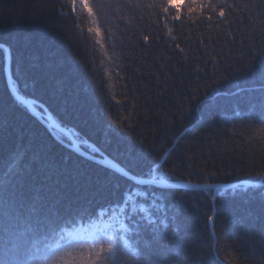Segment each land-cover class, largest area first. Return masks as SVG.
Returning <instances> with one entry per match:
<instances>
[{
    "label": "trees",
    "instance_id": "1",
    "mask_svg": "<svg viewBox=\"0 0 264 264\" xmlns=\"http://www.w3.org/2000/svg\"><path fill=\"white\" fill-rule=\"evenodd\" d=\"M174 1L181 2L179 21L158 18V9L146 7L153 0H100L103 7L91 0L104 30L101 47L87 31L86 14L73 13L66 0H0V42L12 45L13 87L32 102L26 107L11 95L0 50V156L27 149L20 191L29 201L38 198L41 216L60 218L55 231L41 228L31 236L20 257L27 264H52L54 256L74 249L87 252L94 243L59 239V230L120 207L134 190L165 206L154 221L130 222L127 238L134 251L137 231L144 236L163 220L170 227L160 225L154 247L165 249L161 259L169 264H207L213 234L229 246L233 264H264V186L212 190L216 200L202 190L139 187L81 157L31 111L45 122L43 107L82 151L138 179L264 183L256 175L264 171L262 125L249 118L260 83L244 67L264 58V0H204L192 12L186 0ZM138 153L143 160L135 159Z\"/></svg>",
    "mask_w": 264,
    "mask_h": 264
},
{
    "label": "snow or ice",
    "instance_id": "2",
    "mask_svg": "<svg viewBox=\"0 0 264 264\" xmlns=\"http://www.w3.org/2000/svg\"><path fill=\"white\" fill-rule=\"evenodd\" d=\"M97 3L100 7H103L100 0H97ZM186 3L187 11L192 12L196 7L202 6L204 0H186ZM66 4L71 6L73 13L79 11L82 14H86L90 22V26L87 28L88 33L94 34L96 37L95 43L103 47L102 37L104 36V30L101 26L99 12L94 10L91 0H66ZM172 4L173 0H153V3L146 5V7L158 9V18L165 20L170 18L172 21H179L181 20L180 9L177 8L175 12H172ZM229 8H231V5H229ZM208 10L215 11L211 4H208ZM219 16H225L224 7L219 8ZM210 19L211 17H209ZM164 26L169 33L172 32V28H168L167 23ZM146 39L147 37H145ZM172 39L175 40V36ZM113 47L115 46L113 45ZM176 47L180 48V45L177 43ZM11 48V44L6 47L3 42H0V49H3L5 52L6 58L11 54ZM180 51L183 52L184 50L181 48ZM261 56L264 57V45L261 46ZM18 64H22V61H18ZM244 67L246 69V75L254 82L258 81L260 83V88L253 90L260 93V100L257 105H253L249 118L259 120L262 126L258 131L261 133V141L264 142V58ZM216 83L219 84L220 81L217 80ZM204 99L206 100L207 97ZM117 103H120V101L118 100ZM249 127L252 126L249 125ZM118 129L121 132L124 131L122 124L118 125ZM52 130L62 140L64 139L65 129L60 128L56 124H52ZM253 131H257V129L253 128ZM125 135H128V133H125ZM69 142L75 143V139ZM26 155L27 149L21 147L9 153L7 156H0V264H27V261L20 259V257L27 253L31 236L33 234H39L41 228L55 231L57 221L60 219L58 215L51 213L50 215L54 217L51 220L48 216H41L37 207L39 203L38 198L34 197L29 201L20 191V186L28 170L24 162ZM135 159L143 160L144 154L138 153ZM149 171L151 172L152 169ZM256 175L264 177V171L257 172ZM153 179L163 184L169 177L167 175L164 177L153 176ZM171 179L177 178L173 176ZM189 186L201 189L203 193L212 197L213 200L217 198V193L212 190L217 189L219 187L218 185L190 184ZM231 187L235 189L237 186L232 185ZM161 198H165L163 194ZM157 207L163 209L165 206L160 204ZM175 207L177 211L183 207V197L180 198ZM174 219L178 221L179 218L178 216H174ZM160 225H163L165 230L170 227L166 221L162 220L159 225L153 222L150 225L151 232L144 236H140L139 231H137L136 235L140 239V244L135 251L128 247L124 235V231L126 230L123 225H120L119 229L112 227L110 231L104 232L103 238H95V243L88 247L87 252L83 248L65 251L60 255L54 256L52 264H57V261H63L64 264H169L166 259H161L162 256H166L165 249L157 251L154 247L158 243L156 234L160 230ZM175 232L176 229L174 228L173 235ZM164 235H166V232L159 238L163 239ZM211 239L215 243L208 245L207 264H218V262L219 264H224L225 260H227V264H233L230 259L232 254L229 251V246L222 244V238L213 234ZM121 242H124L123 248L127 249L126 252L123 251ZM40 264H44V262L41 261Z\"/></svg>",
    "mask_w": 264,
    "mask_h": 264
},
{
    "label": "rangeland",
    "instance_id": "3",
    "mask_svg": "<svg viewBox=\"0 0 264 264\" xmlns=\"http://www.w3.org/2000/svg\"><path fill=\"white\" fill-rule=\"evenodd\" d=\"M180 4L181 2L173 0L171 7L178 8ZM158 205H160V203L155 198L147 196L144 192L134 190L127 194L124 204L120 207H115L107 211H100L95 219L86 223H79L71 230L61 229L58 232V236L59 239L63 237L70 240H84L89 243H95V238H103L104 232L110 231L112 227L119 229L120 225H123L126 230L124 231V235L128 247H130L127 238L131 230L130 222L134 217H140L150 222L154 221L157 217L162 215V209L157 207ZM122 243L124 244V242Z\"/></svg>",
    "mask_w": 264,
    "mask_h": 264
},
{
    "label": "water",
    "instance_id": "4",
    "mask_svg": "<svg viewBox=\"0 0 264 264\" xmlns=\"http://www.w3.org/2000/svg\"><path fill=\"white\" fill-rule=\"evenodd\" d=\"M3 52L4 55V72H5V78H6V82H7V86L8 89L11 93V95L20 103H23L26 107H30V104L32 103L30 100H26L23 99L22 97H20L14 87H13V83H12V79H11V75H10V58L9 56L6 58L5 52L3 51V49H0ZM31 109V108H30ZM42 110L45 114V118L46 121L44 122L43 118L39 116L37 111H33L31 110L34 114L35 117L41 121L42 123H44L45 125H47L48 127L52 128V124H56L58 125L53 118L48 114L47 110L44 109L42 107ZM59 126V125H58ZM60 127V126H59ZM61 128V127H60ZM65 137L71 141L74 138L67 132H65ZM74 146L75 151L83 158L90 160L92 162H100L101 164L107 166L109 169H111L113 172H115L116 174L124 177L125 179H128L129 181H131L134 185L139 186V187H145V186H150V185H156L159 187H164V188H168V189H176V190H185V191H197V190H201L198 188H193L190 187V184H183V183H176V182H167L164 184H157L152 180H142V179H138L135 178L133 176H131L130 174H128L127 172H125L122 168H120L118 165H116L115 163L111 162V161H101L98 160L94 157H92L91 155L85 153L84 151H82L78 145V143L75 141V143H71ZM232 185H236L237 187H248V188H255V187H260V186H264V183L261 182H255V183H249V182H239V183H235V184H230V185H225V186H219L217 189H213L214 191L216 190H221V189H227V188H232Z\"/></svg>",
    "mask_w": 264,
    "mask_h": 264
},
{
    "label": "bare ground",
    "instance_id": "5",
    "mask_svg": "<svg viewBox=\"0 0 264 264\" xmlns=\"http://www.w3.org/2000/svg\"><path fill=\"white\" fill-rule=\"evenodd\" d=\"M79 145V144H78ZM81 224V223H80ZM75 228V227H74ZM69 229H73V228H69ZM77 230H80V229H77ZM84 231V230H83ZM72 239V238H71Z\"/></svg>",
    "mask_w": 264,
    "mask_h": 264
}]
</instances>
